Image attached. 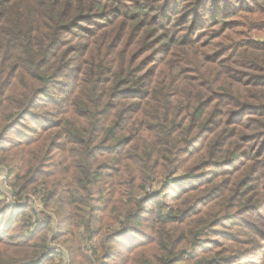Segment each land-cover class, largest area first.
<instances>
[{"label":"trees","instance_id":"obj_1","mask_svg":"<svg viewBox=\"0 0 264 264\" xmlns=\"http://www.w3.org/2000/svg\"><path fill=\"white\" fill-rule=\"evenodd\" d=\"M243 3L165 22L153 0H0V165L26 198L0 196V264H61L55 242L88 264H241L247 242L202 235L264 233L243 220L264 226V184L221 177L264 161V39Z\"/></svg>","mask_w":264,"mask_h":264},{"label":"rangeland","instance_id":"obj_2","mask_svg":"<svg viewBox=\"0 0 264 264\" xmlns=\"http://www.w3.org/2000/svg\"><path fill=\"white\" fill-rule=\"evenodd\" d=\"M136 2H138L139 0H134ZM155 2V4H168V7H165V5H162V20H165V22H169L170 20H176L178 19L181 15H183L186 11V5L187 4H194L197 2V0H187L186 4L181 3L179 8H176V6L178 5L179 2H177L176 4H174V0H153ZM179 1V0H178ZM245 3L244 6H246L247 8H249L251 11V13L249 12H242L241 13V17L237 18L235 20H239L240 22L245 23V21H247L250 25L249 28L251 29L250 33L252 34L251 37L252 38H256V39H264V0H244ZM125 5H128V2H123ZM171 3V4H170ZM193 4V5H194ZM191 5V7L193 6ZM244 7V8H246ZM188 8V7H187ZM190 8V7H189ZM194 9V8H193ZM192 9V10H193ZM191 10V9H190ZM196 11L197 13H199L200 15L203 13V9H200L199 7H196ZM166 16V17H165ZM181 21H177L176 24H179ZM204 19L202 20V23H204ZM200 25L198 32L196 35H200L202 33L205 34V37L201 38V41L208 43L207 39L211 38V36H213L215 34V30H217L219 28V26L221 25V23H218L216 27V21H207L208 25ZM80 43L86 47L87 43L82 40L80 41ZM146 54L143 51H140V55L138 58V62H141V60L145 59ZM79 60V57H78ZM75 71V69H73L70 74H73ZM15 138V136L13 137ZM247 162L242 159L240 160V164H238V166L240 165L239 169L234 170L235 168H229V169H225L222 170V175L221 177H223L224 181H223V186L222 187H227V185L230 183L231 181V176L232 175H238V176H252L253 179H257L259 180V182H262L264 184V161L259 160V161H254L249 163V170L247 174H244L243 171L247 168ZM207 180H209V178H211V174L206 175ZM222 178H220L219 180H221ZM237 181V180H234ZM205 182L207 181H196L195 184L197 185L195 188H199L204 186ZM157 187V186H156ZM160 186H158L157 188H159ZM169 190H167L166 192H168ZM178 193V192H177ZM176 191L174 190L172 192L171 196H176V198H178ZM179 194V193H178ZM203 193H198V190H196L195 192L192 191V195H194L196 198H198L200 195H202ZM32 197L34 198V200L37 201V196L32 195ZM246 197V196H245ZM247 198V197H246ZM33 200V201H34ZM171 202V201H169ZM172 205H175L173 203H170ZM202 210V207L199 209ZM260 213L263 212L264 213V205L262 207V210L259 211ZM43 213H49V211L43 212ZM40 214V213H39ZM43 218H46L45 214L40 215ZM247 216V215H246ZM246 216H243V220L244 223H248L249 224H254V227H259L261 229V231L264 232V226L259 225L258 221L256 219H254V217L250 219H248ZM240 218L241 216L239 215L238 218H235L236 222H240ZM196 219H199L195 222V225H197L201 220H205V217L201 216H197ZM247 220V221H245ZM253 220V221H252ZM248 226V225H246ZM211 230L213 231H206L203 233L202 237L204 238H214L217 239L219 241H221V243H225V244H230V242H232L229 238H237L238 240H242L243 242H247V243H243V249H244V256L245 258H242L241 260V264H264V233L261 237H258L255 240L254 244H251L250 241L248 242V235L246 234V232L250 231L249 227H235L233 224H224V223H220V221H217L215 223V225L211 228ZM251 232V231H250ZM249 232V233H250ZM60 241V240H59ZM235 242V241H233ZM56 246H61L62 248H64L65 250H67V248L65 247V244L63 243V245L61 243L55 242L54 243ZM242 244V243H241ZM246 249H248V251H245ZM72 263L71 264H88L86 262V260L84 258H82L81 256L75 257L72 256ZM110 264H113V262L111 261Z\"/></svg>","mask_w":264,"mask_h":264},{"label":"built area","instance_id":"obj_3","mask_svg":"<svg viewBox=\"0 0 264 264\" xmlns=\"http://www.w3.org/2000/svg\"><path fill=\"white\" fill-rule=\"evenodd\" d=\"M0 196L7 204H15V203H25L26 198L18 199L15 194V189L12 185L11 176L8 173V169L0 165ZM29 202L31 203L34 198L29 196ZM40 198L34 200L33 204L35 205L36 209L43 210L44 206L40 203ZM45 212V211H44ZM51 249L54 252H59V254H64V259H62L61 264H71L69 255L67 251L62 248L61 246H56L54 243H51Z\"/></svg>","mask_w":264,"mask_h":264}]
</instances>
